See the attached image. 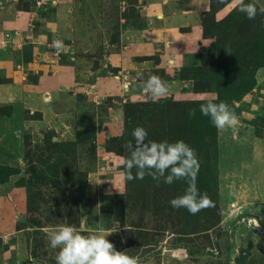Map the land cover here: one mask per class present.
I'll use <instances>...</instances> for the list:
<instances>
[{"label": "rangeland", "instance_id": "obj_1", "mask_svg": "<svg viewBox=\"0 0 264 264\" xmlns=\"http://www.w3.org/2000/svg\"><path fill=\"white\" fill-rule=\"evenodd\" d=\"M121 1L39 0L32 10L25 11L33 13V18L29 17L26 19L30 21L31 18L35 34L38 36L34 39L37 50L38 48L45 50L46 48L44 47H47L51 53L56 52V56L59 55L60 58H63V55L70 57L69 62L74 65L76 69L75 76L78 79L77 85L72 86L71 91L85 88L84 93L90 97L91 101L88 102V105L86 104L87 111L85 110L84 116L78 124L79 126L71 129L70 133H67L65 120L64 124L61 123L62 129L56 131L53 128H48V126H41V119H39L38 123L32 121V114L30 115L26 111L27 109L24 108H14L9 115L0 116V163L19 166L22 170L20 174L12 176L10 182L0 183V264H19L23 260L30 261L26 264H42L41 259L43 257H40V255H43V250L49 251L48 260L56 257L58 249L50 247L48 233L56 230L61 225H69L66 223L68 218L61 219L56 206L58 190H56L55 194L50 190L53 193L51 195L47 193V187L42 188L44 192H40L41 198L38 199L40 207L33 212L39 223L37 222L34 227L30 224L28 191L26 187H19L15 183L24 175L27 166L24 156H26L28 147L34 143H42L41 145L44 147L46 145L45 137L49 134V130H53L61 141L75 139L76 130L83 125L95 126L98 128V133H104L102 130L108 124L107 120L110 118V114L112 116L122 115L125 125L124 110L127 103L153 101L148 96L144 97V90V93L139 95L144 98L137 101L129 100L128 96L123 95V90H128V85L125 84L120 92L112 91L111 89L109 91L110 94L105 95L107 97L98 106L91 98L98 94L96 92L97 88L111 86L112 83L114 86H118L121 79V74L118 73L119 70L127 72V69H130V71H135V77L142 78V74L149 71L144 67L145 64H149L151 67L155 66L159 57H162L163 63L168 65L170 64L168 59L171 56L175 58L176 62L184 58L183 63L174 65L175 70L181 69V66L192 57L195 62H200L199 54L202 52L204 45H208L212 41V38L204 37L201 21L199 24L200 34L195 40L191 41L189 47L188 45L184 47L186 53H184V50L181 52L180 50L162 52L161 49L157 48L151 51V54L149 53V55L145 56L132 54L125 61L122 57H117L114 60V66L108 65L107 62L110 57L107 59L106 55L111 52L113 54L116 53V56L120 55L124 51L125 45H128L121 34L113 43H110L111 37L117 36V31L125 27L123 24L125 18L122 15L124 11L120 5ZM257 1L264 2V0ZM9 5L16 11L20 10L17 7L18 0H0V11L3 6H5L4 9H8ZM234 5L233 0L225 9L218 12L217 18L220 19L226 15ZM43 7H45V11ZM114 26L116 27L114 28ZM12 36L15 38L13 39L12 37V41L14 40L18 43L21 33L16 31ZM53 40H62L67 46L66 52L57 54V50L52 47ZM109 43L110 45H108ZM101 45H108V50L102 58H100L101 50H99ZM194 45H197L198 49L191 51L189 48ZM29 46L34 45L30 44ZM11 51L14 55L15 52L17 53L20 50ZM187 53L190 54L187 55ZM189 63H194V61L191 60ZM151 73L150 76L155 74L152 71ZM257 78V86L254 90L246 94L242 101L229 106L239 119L237 128L235 130L217 129L218 147L221 152L218 160L220 200L216 208L221 220L208 233L199 234L196 241L203 245L204 241L208 240L206 236H209V239L214 242L218 241L221 247L218 252L224 254V260H222L224 264H236L237 256L242 253L241 249L249 250L250 255L256 258L253 264H264V126L262 132L257 126L262 120L258 116L264 117V68L259 69ZM124 79L129 81L127 78ZM94 84L97 85V88L91 87ZM178 84H181V86L175 87L177 88L176 95H168V97L174 98L175 102L215 96L213 92L194 93L191 80L179 79ZM121 96H124L123 100H126L125 102L122 101ZM95 99L99 100V98ZM110 105L111 108L109 107ZM255 119L259 124L255 125L253 123ZM121 127H123L121 128L122 132L118 137L125 131L124 126ZM112 137L114 136L108 132L104 133V139L97 134L96 141L102 144L100 141L104 143ZM33 150L35 154L38 153L35 148ZM85 150L86 148L84 147H76V160L81 170L86 171L88 174L89 194L93 200L88 206L89 219L88 216L83 217L84 223L79 225L78 229L83 231L88 228V232L103 233L119 230L121 225L126 223L127 225L123 226L124 229L129 228L132 225L129 223L130 219L127 221H114L116 224L112 227V230L108 223L116 218L110 217L108 219L109 213L107 212L108 197L120 194L125 196L129 192L133 193L130 189L132 187L130 180L125 179L126 156L118 152H111L105 146L104 148L97 147L95 153L94 151L87 153ZM211 161L215 162L213 155L209 162H203L209 164ZM36 165L40 167L41 163L36 160ZM66 170L67 168L64 171V175ZM144 188L149 196L152 184H146ZM152 193H154V190H152ZM136 194L133 193L132 195L136 196ZM173 198H175L174 195L167 200L168 203H165L171 208H174L170 204ZM128 205H130V202ZM128 205L125 202L127 213H131V207ZM164 208V203H156L151 198L146 206L144 213L146 226L143 227L140 237H144L143 240L153 237L152 239L160 241V246L162 247L161 251L153 252L145 261H142L143 264H208L211 262L207 257L190 254V250L186 248H180L179 252L169 251L168 247L171 245V240L178 235L173 234L174 231L171 229L174 227L171 222L168 220L160 221ZM243 215L244 217H242ZM90 219H96V223L92 224ZM138 220L139 218L137 217L136 221L138 222ZM39 225L42 226L40 227ZM160 225L166 227L164 235H162L163 231L158 229ZM234 225L235 228H231ZM217 229L221 230L218 235L216 234ZM107 238L109 239V236ZM37 239H39V243L36 246ZM44 246L45 248H43ZM119 246L121 244L116 238L115 247L119 248ZM152 247V245L140 247L139 252H144L143 250L151 252L154 249ZM163 247L167 249H163ZM227 248L230 249V260L226 263Z\"/></svg>", "mask_w": 264, "mask_h": 264}, {"label": "trees", "instance_id": "obj_2", "mask_svg": "<svg viewBox=\"0 0 264 264\" xmlns=\"http://www.w3.org/2000/svg\"><path fill=\"white\" fill-rule=\"evenodd\" d=\"M38 1L18 0L17 7L20 10L30 11L36 6ZM122 1L120 4L124 11L122 15L126 17L128 11L126 10L127 7L123 8ZM232 2L233 0H211L209 9L201 15V21L204 37L212 38V41L208 45H204L202 52L199 54L200 62H195L193 59L194 63H189L191 60H187L181 69L175 73L179 79L191 80L194 93L213 92L217 103L223 101L229 106L242 101L246 94L254 90L257 86V73L259 69L264 68V13L258 12L255 19H248L234 5L226 15L218 19V12L225 9ZM250 2H253V0H245V3ZM254 2L257 4L258 9L264 6V2L257 0H254ZM44 8L43 10L45 11ZM119 34L120 29L117 31V36L111 37L110 43H113ZM108 45L100 46V58L104 57L103 55L107 52ZM14 57L18 61L20 59L23 61L33 59L32 47L29 45L24 46L23 50L14 53ZM63 58L68 57L63 55ZM205 100L206 98H201L175 102L174 98L167 96L158 102H129L125 105V131L121 136H114L106 141L104 145L106 149L123 154L128 158L130 152L126 146L133 142L132 131L137 126H142L147 130V139L151 141L167 140L174 142L176 140H184L195 150L198 156L200 169L196 180L197 187L202 194L206 193L208 195L212 201V206L193 215L185 208L174 209L165 204L168 203L167 200L172 198L173 195L178 197L184 194L187 188L185 180L176 181L172 185L161 182L159 186L150 176H145L143 180H130L132 184L130 189L134 194L137 193L136 196L132 195L133 193L131 192L125 196L122 194L111 195L108 197L107 202L108 219L110 217L116 218L108 223L112 230V227L116 224L114 221H127L130 219L129 223L132 224L127 229L123 227L127 223L121 225L118 231L113 232L109 236L110 241L114 239L112 241L114 245L116 238L121 244L119 248H116L117 250L124 251L132 256H138L142 261H145L153 252L161 251L160 241L152 239L153 237H149L147 240H143L144 237H140L143 227L146 226L144 213L151 198L156 203H164L165 208L164 210L162 209L163 213L160 221L168 220L171 222L174 227L171 229L174 231L173 234L178 235L171 240V245L169 246L170 249H173L171 252H179L180 248H186L190 250V254L209 258L211 262L208 264H224L222 261L224 260V254L218 252L221 249L218 241L214 242L209 239V236H206L208 240L204 241L203 245L196 242L199 234L208 233L221 220L216 208L220 200L218 160L221 150L218 147L217 128L212 124L209 117L203 116L199 111L200 104L205 102ZM13 109V105L0 106V116L9 115ZM191 109L196 110L194 117L189 116ZM32 116L34 119H39L42 114L35 112ZM258 118L262 119L260 124L256 121L257 118L253 123L255 125L259 124L257 126L262 132L264 117L258 116ZM97 130L98 128L95 126H80L76 130L75 139L68 141H61L53 130H49V134L45 137L46 145L44 147H42V143H34L28 147L26 156H24L27 165L24 175L15 183L19 187H26L28 191V211L31 218L29 221L33 227L38 222L33 212L40 207L38 199L41 198L40 192L45 187H47V193L51 195L53 193L50 190L54 194L58 190L56 206L61 219L68 218L66 223L78 228L79 225L84 223L83 217L88 216L89 219L88 206L93 199L89 194L88 174L86 171L81 170L80 165H77L76 147H84L87 153L92 151L95 153L98 147L96 141ZM89 138L91 139L89 140ZM33 148L38 151L37 154L34 153ZM212 155L215 157V162L211 161V163L205 164L203 161L209 162L212 159ZM36 160L41 163L40 167L36 165ZM135 171L134 169L133 174H135ZM21 172L22 170L19 166L0 163V183L10 182L12 176ZM146 184H152V190H154V193L151 190L149 196L144 188ZM125 202L127 205L130 202L128 206L131 207V213H127ZM134 217L136 219L137 217L139 218L138 222ZM90 222L92 224L96 223V219H90ZM39 226L41 227L42 225ZM165 228L162 225L158 227V229L163 231L162 235L165 234ZM231 228H235V225ZM220 231L217 229L216 234L218 235ZM82 232L87 234L88 228ZM38 243L39 239L36 240L35 245L37 246ZM146 245H152L153 251L143 250L144 252L140 253L139 248ZM229 250V248L226 249V263L230 260ZM241 250L242 253L236 258V264H253L256 258L250 255V251ZM48 256L49 251L43 250V255H40V257H43L41 259L42 264H56L55 257L48 260ZM28 262L30 261L23 260L19 264Z\"/></svg>", "mask_w": 264, "mask_h": 264}, {"label": "crops", "instance_id": "obj_3", "mask_svg": "<svg viewBox=\"0 0 264 264\" xmlns=\"http://www.w3.org/2000/svg\"><path fill=\"white\" fill-rule=\"evenodd\" d=\"M210 1L128 0V13L123 22L125 27L120 30L121 36L128 44L125 45L124 51L126 52L122 51L117 56L113 52L106 55L107 59L110 57L107 62L108 65L114 66V60L117 57H122L125 61L132 54L145 56L157 48L161 49L162 52L183 51L184 47L187 45L189 47L191 41L199 36L201 15L209 9ZM56 3L58 2L56 1ZM2 8L0 11V106L13 105L15 109H27L26 111L30 114L40 112L42 114L39 118L41 119V126H48V128H53L56 131L62 129L61 123L66 122L67 133H70L71 129L79 126L85 110L87 111L86 104L88 105V102L91 101L90 97L84 93L85 88L71 91L72 86L78 83L74 65L69 62V58L62 59L59 55L56 56V52L51 53L47 47L44 48L48 50L39 48L37 50L34 39L38 36L35 34L31 21L32 12L16 11L11 5L8 9H4L5 6ZM29 17H31L30 21L26 19ZM16 31L21 33L18 43L12 41V37L15 39L12 35ZM7 34L10 36L8 37ZM28 43L34 45L31 46L34 53L33 59L28 61L16 60L11 50H23L24 46L30 45ZM196 46L194 45L189 49L195 51L198 49ZM184 53H186L185 50ZM189 54L187 53V55ZM192 58L190 60H193ZM177 59L179 58L177 57ZM183 59L176 62L175 58L171 56L168 59L170 63L168 65L163 63L162 57H159L155 66L151 67L149 64H145L144 67L149 71L143 73L142 78L135 77V71H130V69H127V72L119 70L121 81L119 80L118 86H114L113 83L111 86L99 88L96 84L91 85V87H96V92H98L96 96L91 97L92 101L94 100L97 105L100 104L107 97L105 95L110 94L111 89L120 92L125 84L128 85V90H123V95L128 96L129 100L137 101L144 98L147 96L146 94L144 97L139 95L144 93L145 83L150 77L151 71L168 84L170 88L168 95H176L177 88L175 87L181 86V84H178L179 78L175 75L179 68L176 71L174 65L183 63ZM126 76L129 77V81L124 79ZM116 77L118 78V76ZM124 96L121 98L125 102ZM95 98H99V100L97 101ZM95 103L93 104L95 105ZM109 107L111 108V105ZM39 119L32 118V121L38 123ZM107 121V128L105 125L102 131L113 136L120 135L121 128H123L121 126H124L123 116L110 114ZM104 133L99 132L98 134L104 139ZM100 140L102 139L100 138ZM100 143L102 144L98 143V147L104 148L105 142L100 141ZM172 250L170 249V252Z\"/></svg>", "mask_w": 264, "mask_h": 264}, {"label": "clouds", "instance_id": "obj_4", "mask_svg": "<svg viewBox=\"0 0 264 264\" xmlns=\"http://www.w3.org/2000/svg\"><path fill=\"white\" fill-rule=\"evenodd\" d=\"M234 3L236 9L248 19H255L258 12L264 13V7L258 9L254 0L250 3L234 0ZM52 47L58 53H64L67 46L62 40H53ZM144 92L153 102H158L168 96L170 88L160 77L152 75L145 83ZM199 111L203 116L209 117L218 130H235L239 124L238 117L229 105L223 101L217 103L215 96L207 97L205 102L200 104ZM195 115L196 110L191 109L189 116ZM132 137L133 142L126 146L130 152V156L125 160L126 180H143L145 176H150L157 186L161 182L172 185L176 181L185 180L187 188L183 195L170 201L172 207L185 208L195 215L212 206L208 195L202 194L197 187L200 163L195 150L189 144L184 140H148V132L142 126L133 129ZM117 230L85 234L72 225L59 226L48 233L50 247L58 249L56 264H143L140 257L117 250L107 238Z\"/></svg>", "mask_w": 264, "mask_h": 264}, {"label": "built area", "instance_id": "obj_5", "mask_svg": "<svg viewBox=\"0 0 264 264\" xmlns=\"http://www.w3.org/2000/svg\"><path fill=\"white\" fill-rule=\"evenodd\" d=\"M122 5H123V8H125L126 7V5H127V2H126V0H123L122 1ZM7 36L9 37L10 35L9 34H7ZM3 43H5L4 41H3ZM126 78L128 79L129 77L128 76H126ZM129 80V79H128Z\"/></svg>", "mask_w": 264, "mask_h": 264}]
</instances>
